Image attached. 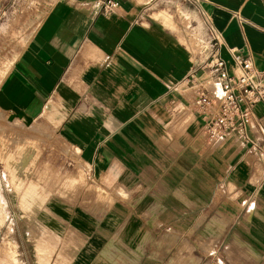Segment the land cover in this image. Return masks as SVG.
<instances>
[{
  "label": "crops",
  "instance_id": "0c3cea01",
  "mask_svg": "<svg viewBox=\"0 0 264 264\" xmlns=\"http://www.w3.org/2000/svg\"><path fill=\"white\" fill-rule=\"evenodd\" d=\"M91 1H55L0 80L2 118L50 129L77 169L53 264H264V103L250 152L210 141L181 85L216 41L264 85V0Z\"/></svg>",
  "mask_w": 264,
  "mask_h": 264
},
{
  "label": "rangeland",
  "instance_id": "374dc122",
  "mask_svg": "<svg viewBox=\"0 0 264 264\" xmlns=\"http://www.w3.org/2000/svg\"><path fill=\"white\" fill-rule=\"evenodd\" d=\"M55 1L0 0V80ZM71 159L47 127L0 115V264H53L54 253L61 256L47 245L67 235L61 209L80 187Z\"/></svg>",
  "mask_w": 264,
  "mask_h": 264
},
{
  "label": "built area",
  "instance_id": "2783aa9c",
  "mask_svg": "<svg viewBox=\"0 0 264 264\" xmlns=\"http://www.w3.org/2000/svg\"><path fill=\"white\" fill-rule=\"evenodd\" d=\"M90 5L107 15L118 8L114 0H92ZM233 62L235 71H229L219 55L216 41L203 66L206 79L191 75L181 85L184 89L193 90L194 104L201 114L203 131L210 141L235 138L244 146L250 144L252 152L255 144L248 137L247 129L252 124L255 106L264 103V85L249 57L233 54Z\"/></svg>",
  "mask_w": 264,
  "mask_h": 264
}]
</instances>
